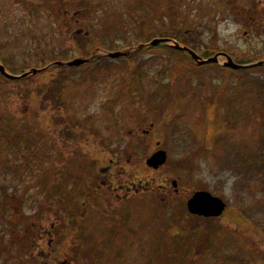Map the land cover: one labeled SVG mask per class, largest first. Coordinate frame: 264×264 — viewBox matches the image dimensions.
Wrapping results in <instances>:
<instances>
[{
    "label": "rangeland",
    "instance_id": "374dc122",
    "mask_svg": "<svg viewBox=\"0 0 264 264\" xmlns=\"http://www.w3.org/2000/svg\"><path fill=\"white\" fill-rule=\"evenodd\" d=\"M138 1L0 0V62L7 72L48 67L24 84L0 76V264L38 263L31 248L43 244L51 224L66 220L73 226L64 235L56 227L49 261L70 260L76 244L90 245L78 234L107 231L113 219L116 233L99 236L100 264H264V141L256 140L264 133L258 87L264 71L227 73L223 56L217 65L197 66L178 52H135L149 41L132 36L167 34L200 56L209 50L236 63L256 61L264 48L263 7L246 0H146L140 13ZM158 3L164 13L155 15ZM112 13L123 19L114 28L116 46L126 47L128 38L132 49L125 50L129 58L139 53L135 59L64 71L47 61L78 57L89 39L83 37L109 38L119 24ZM104 54L96 49L89 65ZM147 101L165 102L172 124L155 111L149 125ZM158 148L167 162L154 171L144 162ZM140 180L136 193L132 183ZM87 185L93 193L96 185L104 189L86 197L82 217L70 219L67 208L77 206ZM197 190L219 196L226 212L210 221L185 215L184 202ZM87 217L81 232L74 224Z\"/></svg>",
    "mask_w": 264,
    "mask_h": 264
},
{
    "label": "trees",
    "instance_id": "16d2710c",
    "mask_svg": "<svg viewBox=\"0 0 264 264\" xmlns=\"http://www.w3.org/2000/svg\"><path fill=\"white\" fill-rule=\"evenodd\" d=\"M140 2H141V0H139ZM139 9V5L137 6V7H135V9H134V11H137ZM140 9H143V7L142 6H140ZM170 12V11H169ZM111 17H113V18H115V19H117L118 20V23H119V21L120 22H122L123 21V19L122 18H118V15L116 14H113L112 13V15H111ZM140 16L138 15L137 16V18H139ZM142 21V20H141ZM142 22H144V21H142ZM145 23V22H144ZM144 27V26H143ZM142 27V28H143ZM114 28H121V26H120V23L119 24H116L115 25V27H113V28H109V32H110V37L109 38H107L106 40H108V42H105L106 40H105V38L102 36V35H100V34H98V35H92V38H90V37H83L82 39H87V38H89L88 40H86V44H85V42H82L83 44H82V49H83V51L81 52V53H78L79 54V57H84V58H86V57H89V56H91L95 51H96V49H102V50H105V51H112V50H118V46H116V43H115V41H114V39H113V35L114 36H117V34L116 33H114ZM120 36H123V34H121ZM132 36L134 37V38H139V37H144V39L142 40L143 42H148V41H150L152 38L151 37H148V34H145L144 32H134V33H132ZM158 36H161V37H169V35H164V34H161V35H158ZM94 37V38H93ZM126 41H129L128 42V45H127V47H132V43H130V40H128V38L126 39ZM78 42L79 43H81V41L80 40H78ZM88 42H89V44H90V48L88 49L87 48V44H88ZM97 43V45H99L98 47H93L94 45H92L93 43ZM139 44H141V43H138L137 44V46L139 45ZM184 44H186V43H184ZM91 45H92V47H91ZM186 45H188V44H186ZM151 50H164V51H170V52H178L175 48H173L172 46H168V45H165V44H159V45H157L156 47H151L150 48ZM145 50V49H144ZM148 51H150V50H148ZM179 54H182L183 56H185V57H188L186 54H183V53H180V52H178ZM139 55V53L138 54H136V55H133V57H130V58H128V59H125V58H121L122 60H125V61H127V60H131V59H135L136 58V56H138ZM58 59H63V60H66V59H69V58H67V57H65L64 56V58H63V56L61 55L60 57H48V59H47V61L48 62H54V61H57ZM113 64L112 63H110V62H108L106 59H103V60H101V61H99V63L95 66V65H89V64H87V65H85L86 67L88 66V69L89 70H94L95 68L96 69H99L100 67H105V68H108L109 66H112ZM84 66V67H85ZM95 67V68H94ZM60 69H62V71H64V70H68V68H66V67H59ZM13 71V70H12ZM20 72L22 71V70H19ZM30 77L31 76H29V77H27V78H24V79H18V80H15V82H17V83H25L26 81H28L29 79H30ZM3 80L4 81H9V82H11L10 80H7V79H4L3 78ZM260 89H262V90H264V82L263 81H260V85L258 86ZM28 93H27V91H24V94L23 95H21L20 96V98H22L23 100H26V99H28L29 98V96L27 95ZM221 94H222V92H221ZM52 98L54 99V101H53V103H54V106H61V103H60V98L59 97H57V95H53L52 96ZM58 99V100H57ZM229 100V99H228ZM59 101V102H58ZM59 103V104H58ZM147 105H148V109H151L150 111H149V113L147 114V116H148V118H147V121L149 120V122L150 121H157V120H155L154 118H149V116L150 115H152L155 111H158L157 112V114L159 113V114H161L160 116L161 117H164V116H166V113L164 112V111H166L167 110V108L165 107V102L163 103V101H162V104H157V103H152L151 101L149 102V101H147ZM231 106V102L229 101L226 105H225V107L227 108V116H228V111H229V108H231L230 107ZM233 106V105H232ZM150 112H152V114L150 113ZM166 121H168L167 119H166ZM169 123L171 122V121H168ZM170 124H172V122L170 123ZM1 137H2V135H0V139H1ZM17 137H18V135H17ZM217 137V136H216ZM219 137H221V136H219ZM74 138H75V136L74 135H72V136H70V137H68V139L69 140H71V141H73L74 140ZM258 142L260 141V142H263L264 141V133L260 136V137H258L257 139H256ZM7 143V142H6ZM11 143H15V142H11ZM10 146H14V145H10ZM15 147V146H14ZM262 165H263V167H264V163H261ZM259 167H261V166H258V168ZM79 202H81V200L80 199H78L77 200V206L75 207V208H69V210H68V212H69V218L70 219H73L75 216H76V214L78 215V213L80 214V216L83 214V212H84V207H83V204L82 205H80L79 204ZM76 213V214H75ZM61 227H64V226H61Z\"/></svg>",
    "mask_w": 264,
    "mask_h": 264
},
{
    "label": "flooded vegetation",
    "instance_id": "af4514ba",
    "mask_svg": "<svg viewBox=\"0 0 264 264\" xmlns=\"http://www.w3.org/2000/svg\"><path fill=\"white\" fill-rule=\"evenodd\" d=\"M248 1L250 3L253 2V4H251L250 7H253L255 9L257 7H263V10H264V0H248ZM263 16H264V13H263ZM256 32L261 33L260 30ZM244 33H247V32L245 31ZM258 48H262V47L259 46ZM255 57H257L255 61L257 64L253 68L262 69V71H264V48L259 49L256 52ZM118 157L122 158V155ZM108 159L110 163H113V162L116 163L117 161L116 160L117 158H113L112 156H109ZM103 172L105 173V171ZM104 182L105 181H103L102 183ZM143 185H144L143 180H140L137 184L132 183L131 188H133V190L137 193ZM131 188H128V191L131 190ZM125 198H127V194ZM112 221H115V220H112ZM65 223H69V221L66 220ZM65 226H70V225L65 224ZM55 227H56L55 224H51V229L47 230L44 236H41V241L43 240L42 241L43 244L41 246L34 247L33 245V248H35V251L33 252L31 251V253H32V256L36 257V259L39 261L38 264H50L49 258L52 253V251L50 250L54 242L57 241L56 236L53 234V230L55 229ZM82 228H83L82 226H79V231ZM110 228H111L110 230L111 233L112 232L116 233V225H111ZM64 232H66V230H64ZM81 232H83V229L81 230ZM106 233H108V231H106ZM123 235L124 234L122 233V236ZM53 236L55 237V239L53 238ZM78 237H80L79 240H89L90 245H87L85 243H81L79 245L76 244L75 251H73V254L69 256L70 260H65V261L61 260L56 264H73V261H75L76 264H100L101 263L100 262V240L94 235L84 234V233L83 234L81 233V235L78 234Z\"/></svg>",
    "mask_w": 264,
    "mask_h": 264
},
{
    "label": "water",
    "instance_id": "95a60500",
    "mask_svg": "<svg viewBox=\"0 0 264 264\" xmlns=\"http://www.w3.org/2000/svg\"><path fill=\"white\" fill-rule=\"evenodd\" d=\"M165 41H167V40L155 39L149 44V46H154V45H157L158 43L165 42ZM183 49L185 51H187L191 55L192 59L197 61L199 64H205L207 62H215L216 61V56L213 58H210L208 60H200V57H198L191 50H189L187 48H183ZM126 54L127 53L116 52V53H110V54H108V56L110 58H116V57L126 55ZM227 60L228 61L226 63H224V66H226V67H229L232 69H238V68L243 67V66L235 64L231 60V58H229V57H227ZM89 61L90 60L75 59V60L70 61L68 63L58 62L56 64L57 65H67V66H78V65H81V64L89 62ZM36 72H37V70L32 69L31 72H29V73L35 74ZM29 73H25L20 77H25ZM0 74H2L3 76H5L8 79L19 78L18 76H13V75L8 74L5 71V68L1 64H0ZM165 161H166V152L163 150H159V151H156L155 153H153L147 159L146 164L149 167H152L153 169H157L158 167L163 165L165 163ZM172 184H173V186H176L175 181H173ZM186 206H187V210L190 214L208 218V217H219L222 214V212L224 211L226 205L222 201V199H220L217 196H213L208 191H196L187 200Z\"/></svg>",
    "mask_w": 264,
    "mask_h": 264
}]
</instances>
